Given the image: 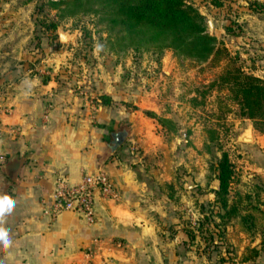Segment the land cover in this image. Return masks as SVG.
<instances>
[{
  "label": "rangeland",
  "instance_id": "obj_1",
  "mask_svg": "<svg viewBox=\"0 0 264 264\" xmlns=\"http://www.w3.org/2000/svg\"><path fill=\"white\" fill-rule=\"evenodd\" d=\"M186 1L205 17L216 39L219 52L206 62L156 48L146 38L139 47L120 43L100 14L69 15L52 0H0L10 71L54 81L58 91L72 96L76 112L95 125L130 131V114L138 111L163 127L159 141L178 162L170 169L178 179L161 191L172 199L176 187L186 194L185 208L167 217V233H180L188 245L181 244V259L169 264H264V218L255 210L264 211V188L260 181L240 184L251 170L239 153L238 136L248 124L256 129L255 123L242 118L228 84L230 73L237 72L264 80V0ZM106 133L109 143V129ZM224 153L235 175L228 208L240 209L231 219L222 217L229 209L217 201L198 212L191 204L198 162L213 172ZM238 184L241 191H235ZM247 215L254 222L242 224L240 216ZM255 249L263 251L255 256Z\"/></svg>",
  "mask_w": 264,
  "mask_h": 264
},
{
  "label": "crops",
  "instance_id": "obj_2",
  "mask_svg": "<svg viewBox=\"0 0 264 264\" xmlns=\"http://www.w3.org/2000/svg\"><path fill=\"white\" fill-rule=\"evenodd\" d=\"M2 23L0 105L8 112L2 123L5 131H16L13 135L6 133L0 147V196L6 195L14 202L12 211L0 221L9 240L7 247L0 242L2 264L178 262L185 238L180 233L170 237L167 217L185 208L186 194L176 187L172 199L161 191L163 185H176L178 179L170 174L171 165L178 162L170 159L172 152L159 141L157 133L163 127L142 112L130 114L129 142L102 165L108 152L106 132L109 129L111 136L119 130L95 125L78 114L72 96L58 91L54 81L19 75L17 68L10 71L8 32ZM245 135L252 140L244 142ZM238 141L239 153L251 170L243 174V178L249 176L240 184L260 181L264 188V134L248 124ZM134 149H139L140 155L132 152ZM202 163L198 162L193 173L190 191L197 212L199 207H210L217 201L215 193L220 186L215 169L208 172L206 163ZM14 171L15 180L11 176ZM99 171L111 176L117 197L97 196L93 222L73 212L57 217L46 213L58 176L67 177L74 185L84 175ZM239 186L235 191L241 189Z\"/></svg>",
  "mask_w": 264,
  "mask_h": 264
},
{
  "label": "trees",
  "instance_id": "obj_3",
  "mask_svg": "<svg viewBox=\"0 0 264 264\" xmlns=\"http://www.w3.org/2000/svg\"><path fill=\"white\" fill-rule=\"evenodd\" d=\"M60 3L69 15L100 14L106 17L118 42L127 41L129 45L141 46L146 38L159 49H173L197 62H206L215 57L219 50L216 39L209 34L206 19L199 10L186 0H52ZM230 90L237 95L241 106V116L252 120L255 128L264 134V80L241 72L230 73ZM233 164L229 155L224 153L216 167L219 189L216 191L217 202L229 209V197L235 180ZM242 200L241 194H236ZM238 206L226 211L228 219L240 214ZM263 215L264 211L255 208ZM242 224L252 223L250 216H240ZM253 225V224H252ZM252 227L247 230H251ZM188 245V241H184ZM264 240L262 241V248ZM264 250V249H263ZM262 249L253 250L255 256Z\"/></svg>",
  "mask_w": 264,
  "mask_h": 264
},
{
  "label": "built area",
  "instance_id": "obj_4",
  "mask_svg": "<svg viewBox=\"0 0 264 264\" xmlns=\"http://www.w3.org/2000/svg\"><path fill=\"white\" fill-rule=\"evenodd\" d=\"M7 113L5 107L0 105V147L6 133L12 135L16 133L13 129L9 131L3 129L2 122ZM98 195L107 199L117 197L113 180L106 171L86 174L79 184L74 185L67 177L58 176L55 180L54 190L49 197V209L46 213L52 217H57L63 212H73L93 222Z\"/></svg>",
  "mask_w": 264,
  "mask_h": 264
},
{
  "label": "water",
  "instance_id": "obj_5",
  "mask_svg": "<svg viewBox=\"0 0 264 264\" xmlns=\"http://www.w3.org/2000/svg\"><path fill=\"white\" fill-rule=\"evenodd\" d=\"M129 135H130V132L126 128L113 132L111 134V140L106 145L108 148V152H107L105 159L102 161V165H105L107 161H109L116 154L118 149L122 147L123 144L127 141ZM242 140L244 142H250L252 138L248 135H245V137H243ZM11 176L15 180L17 176V172L16 171L12 172Z\"/></svg>",
  "mask_w": 264,
  "mask_h": 264
},
{
  "label": "clouds",
  "instance_id": "obj_6",
  "mask_svg": "<svg viewBox=\"0 0 264 264\" xmlns=\"http://www.w3.org/2000/svg\"><path fill=\"white\" fill-rule=\"evenodd\" d=\"M14 207L13 200L8 196H0V221L6 212L10 213ZM0 242H3L4 246L7 247L9 240L7 238V231L0 228Z\"/></svg>",
  "mask_w": 264,
  "mask_h": 264
}]
</instances>
